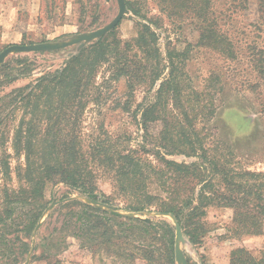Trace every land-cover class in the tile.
I'll use <instances>...</instances> for the list:
<instances>
[{"label":"trees","instance_id":"trees-1","mask_svg":"<svg viewBox=\"0 0 264 264\" xmlns=\"http://www.w3.org/2000/svg\"><path fill=\"white\" fill-rule=\"evenodd\" d=\"M126 5L137 18L133 36L122 40L111 30L60 68L0 95V141H10L14 155L23 157L12 171L10 154L3 149L0 155V227L13 235L0 234V244L20 245L19 254L0 257V264L21 263L30 247L25 238L49 202L47 191L59 183L118 211L171 214L192 244L207 231L210 206L232 211L236 236L264 234V171L245 166L240 159L249 158L225 144L211 125L230 94H253L264 118V0ZM165 21L178 30L194 28L196 41L167 35L161 48ZM31 71L24 57L7 59L0 66V87ZM119 81L126 98L116 104L123 111H130L136 90L153 91L132 110L141 131L136 144L127 131H109L101 122L85 126L89 107L102 105ZM12 172L17 187L8 183ZM104 181L111 191L102 188ZM151 183L154 193L147 190ZM58 207L89 252L113 253L123 264H175V227L164 219L130 217L78 198ZM19 208L26 212L16 216ZM229 264H264V252L256 258L237 247Z\"/></svg>","mask_w":264,"mask_h":264},{"label":"rangeland","instance_id":"rangeland-1","mask_svg":"<svg viewBox=\"0 0 264 264\" xmlns=\"http://www.w3.org/2000/svg\"><path fill=\"white\" fill-rule=\"evenodd\" d=\"M126 1L134 2L136 0ZM150 6L151 13H156L155 5L150 3ZM117 12L116 0H0V51L11 44L27 45L66 41L77 34L87 33L105 26L116 16ZM136 20L137 18L131 14L127 7L126 13L113 29L116 36L122 40L133 36L136 30L134 24ZM163 24V30L166 31L161 33L159 41L161 48L167 35L172 40L178 36L181 40L185 38L190 42H195L198 37L196 30L190 26H184L178 30L169 25L167 21ZM95 41L86 43L83 47ZM83 47L73 44L56 50L11 53L5 61L12 57H24L26 61L31 62L32 71L9 86L0 87V95L34 80L45 72L60 68L71 55ZM97 80H100V75ZM152 95L153 91L136 90L130 111H123L118 102L121 104L126 95L123 81H119L102 105L89 107L84 115L85 126L101 122L109 131L115 133L127 131L131 133L130 142L136 144L141 140V131L132 115V110L135 109L136 103L148 101ZM19 115L20 110L16 114V119ZM10 120L12 121H8L7 125H10L11 128V124L15 121L13 117ZM211 125L216 127L219 138L225 144L230 145L236 153L249 158L240 159L244 161L245 166L264 171V118H261L259 114V107L253 94L228 95L225 104L216 110ZM4 128L6 129V127ZM10 128L8 135L11 134ZM3 149L10 154L9 162L13 171L17 164L23 162V157L14 155L10 141L5 142L4 145L0 141V155ZM168 158L187 162L193 160L182 155H172ZM11 177L8 183L12 187H17L18 181L15 172L11 173ZM2 182L0 179V184ZM102 183L101 186L104 190L111 191L108 182ZM147 190L154 193L157 191V187L151 183L148 184ZM84 197L62 183L48 189L47 199L49 202L38 220L41 222L39 228L32 231L29 238H25L30 247L27 254L21 257L20 264H25L26 260H28L27 264H47V262L52 264L56 259L58 260L57 264H123L122 260H118L113 253L89 252L84 249L85 247H80L77 237L72 233L73 228L66 226L67 223L63 220L59 204L68 198H78L83 201ZM52 202L56 203L49 208ZM25 212L26 208H19L15 215L19 216ZM136 215L141 218L164 219L173 224L169 215H158L155 212H143ZM231 218L232 211L229 208L210 206L207 209L204 217L207 231L202 241L192 244L183 235L184 239L180 242V248L188 264H229L231 252L237 247L244 248L256 258L260 257L264 252V234L236 236L232 231ZM18 223L22 226L25 222ZM2 233H4L5 239L13 237L12 234L6 232L5 228L0 227V234ZM20 235L22 234L20 233ZM14 243H8L9 247L0 244V257H9L12 252L14 255L19 254V242L15 241ZM43 255L45 257H41ZM135 264L143 263L138 260ZM175 264L177 263L175 262Z\"/></svg>","mask_w":264,"mask_h":264},{"label":"water","instance_id":"water-1","mask_svg":"<svg viewBox=\"0 0 264 264\" xmlns=\"http://www.w3.org/2000/svg\"><path fill=\"white\" fill-rule=\"evenodd\" d=\"M118 5V12L116 16L105 26L98 28L96 30L80 33L75 35L69 40L61 41V42H42V43H36V44H11L9 46H6L3 50L0 51V65L5 61V59L11 54V53H21V52H38V51H47V50H56L60 48H64L73 44H79L80 47H83L86 43H90L94 40L100 39L105 34L109 33L111 30L114 29V27L117 25V23L120 21L122 16L127 11V5L125 0H116ZM69 199V198H68ZM83 201L86 203H89L91 205H94L98 208H102L109 211H116L120 212L123 215L130 216V217H140L136 214L137 212H127L123 213L121 211L116 210L113 206L101 203L97 200H93L87 197L83 198ZM56 202H52V204L49 205V208H51ZM156 213V212H155ZM158 215H170L172 216L173 225L175 227V238H174V259L177 264H188L181 248H180V242L183 241V234L181 231V228L177 221L175 220L174 216L171 214H165V213H156ZM141 218V217H140ZM149 219V218H147ZM40 221L37 222L36 226L34 227L33 231L37 230L40 226ZM28 263V260L25 261V264Z\"/></svg>","mask_w":264,"mask_h":264},{"label":"bare ground","instance_id":"bare-ground-1","mask_svg":"<svg viewBox=\"0 0 264 264\" xmlns=\"http://www.w3.org/2000/svg\"><path fill=\"white\" fill-rule=\"evenodd\" d=\"M170 216V215H169ZM172 217V216H171Z\"/></svg>","mask_w":264,"mask_h":264}]
</instances>
